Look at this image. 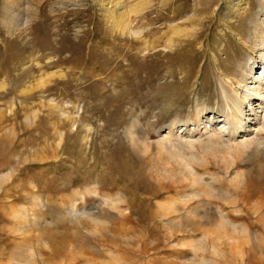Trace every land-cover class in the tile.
Instances as JSON below:
<instances>
[{
	"label": "rangeland",
	"instance_id": "rangeland-1",
	"mask_svg": "<svg viewBox=\"0 0 264 264\" xmlns=\"http://www.w3.org/2000/svg\"><path fill=\"white\" fill-rule=\"evenodd\" d=\"M0 264H264V0H0Z\"/></svg>",
	"mask_w": 264,
	"mask_h": 264
},
{
	"label": "bare ground",
	"instance_id": "bare-ground-1",
	"mask_svg": "<svg viewBox=\"0 0 264 264\" xmlns=\"http://www.w3.org/2000/svg\"><path fill=\"white\" fill-rule=\"evenodd\" d=\"M261 45H262V44H261ZM50 76H52V75H50ZM62 82H63V81H62ZM245 97H246V96H245ZM230 109H231V108H230ZM236 110H237V109H236ZM239 110H240V109H239ZM231 111H232V110H231ZM236 113H237V112H236ZM232 114H233V118L236 117V116H235V112H233ZM66 116H67V115H66ZM229 116H231V114H230ZM67 118H68V117H67ZM235 119H236V118H235ZM69 121H70V120H69ZM128 133H129L128 135H130V133H132V132L130 131V129L128 130ZM63 136H64V135H63ZM129 137H131V136H129ZM139 137H140V136H139ZM136 140H137V139H136ZM132 141H133V140H132ZM61 143H62V142H61ZM175 208H176V207H175ZM176 209H177V208H176ZM89 210H90V209H89ZM165 210H166V209H165ZM204 211H205V210H204ZM189 215H190V214H189ZM208 215H209V214H208ZM181 217H183V216L181 215ZM98 219H99V218H98ZM183 219H185V220L187 221V217L184 216Z\"/></svg>",
	"mask_w": 264,
	"mask_h": 264
}]
</instances>
